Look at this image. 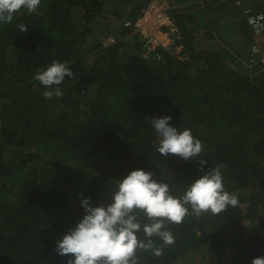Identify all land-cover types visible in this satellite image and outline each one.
I'll use <instances>...</instances> for the list:
<instances>
[{
    "label": "trees",
    "instance_id": "obj_1",
    "mask_svg": "<svg viewBox=\"0 0 264 264\" xmlns=\"http://www.w3.org/2000/svg\"><path fill=\"white\" fill-rule=\"evenodd\" d=\"M149 1L41 0L38 14L21 9L11 23H0V264H68L69 256L56 251L57 241L85 215L82 199L106 207L120 180L134 170L154 173L179 198L217 166L225 190L244 191L237 195L239 204L199 217L188 206L190 214L182 223L165 221L174 243L164 245L152 237L163 254L138 249L139 264H180L190 252L214 256L219 264L230 235L238 240L232 263L252 264L264 257V219L244 242L245 220L255 218L264 202V65L235 68L233 61L240 56L217 46L198 47L195 32L210 22L204 8L215 7L210 3L217 0H173L183 7L175 14L183 34L180 55L161 49L153 53L160 60H146L132 52L140 51L141 42L124 26V39L114 33L119 41L109 47L113 58L127 54L125 63L103 54L88 71L82 64L88 57L76 55H98L103 39L97 51L83 44L89 46L105 9L125 24L140 18ZM255 1L264 8L263 0ZM221 3L239 27L247 26L237 0ZM226 14L218 12L214 24ZM21 24L27 32L20 31ZM206 34L212 37V30ZM53 61L66 63L74 77L63 81L62 97L46 99L42 93L47 89L34 77ZM92 92L86 120L81 97ZM165 116L172 117L169 123L178 131L190 129L201 140V156L184 160L159 154L151 121ZM201 159L206 161L203 171ZM107 165L111 168L102 173ZM136 214L142 224L148 222L143 211ZM137 235L148 239L142 230Z\"/></svg>",
    "mask_w": 264,
    "mask_h": 264
},
{
    "label": "clouds",
    "instance_id": "obj_2",
    "mask_svg": "<svg viewBox=\"0 0 264 264\" xmlns=\"http://www.w3.org/2000/svg\"><path fill=\"white\" fill-rule=\"evenodd\" d=\"M40 4L41 0H0V23H11L21 9L38 14ZM19 27L22 33L29 29L24 24ZM66 77H74L67 64L53 61L46 70L37 71L34 78L47 89L42 95L51 99L63 96L59 86ZM171 119L165 116L151 121L159 138V154L165 157L174 154L184 160L201 156V140L194 138L190 129L178 131L169 123ZM199 164L203 171L206 161L201 159ZM153 176L154 173L143 169L130 172L111 192L112 202L106 207H93L90 198H83L85 215L57 241V253L69 256L68 264H139L138 249L151 250L157 257L163 254V248L155 247L152 237H158L164 245L174 243L165 221L182 223L190 214L188 206L199 217L209 212L218 215L239 204L237 195L225 190L221 166L207 170L179 198L170 194L167 183L157 182ZM137 210L143 211L147 223L140 222ZM141 230L148 238L146 242L138 239ZM252 264H264V257L255 258Z\"/></svg>",
    "mask_w": 264,
    "mask_h": 264
},
{
    "label": "rangeland",
    "instance_id": "obj_3",
    "mask_svg": "<svg viewBox=\"0 0 264 264\" xmlns=\"http://www.w3.org/2000/svg\"><path fill=\"white\" fill-rule=\"evenodd\" d=\"M245 1V0H244ZM135 4H141L143 2V0H134ZM151 2V0L148 2V4ZM223 2V0L221 1ZM247 3L248 4H245V7L246 6H250V7H253L256 11H262L264 12V8L261 7V5L259 3H257L255 0H247ZM148 4L146 5V7L148 6ZM216 5L220 4V0H217V2L215 3ZM110 4H107L106 8L109 7ZM176 6L178 4H175ZM192 5V4H190ZM129 8L127 10H130V7H131V4L128 6ZM239 7V6H238ZM178 8H183V7H180L178 6ZM175 9L173 11V16H175V14L179 13L178 10L179 9ZM198 9V8H197ZM145 10V9H144ZM207 11L209 12V7L207 10H205V12L207 13ZM118 19V20H117ZM175 20H176V17H175ZM79 23V21H77ZM97 25L98 28H96V31L94 34H92L91 38H90V41H89V46L88 44H83L81 42V44H83V46H86V50L87 48H91L93 50L96 49V45H97V42L99 40H104V38L108 35H112L114 36H118L120 37L121 35V30H122V27L124 26V20H121L117 17L114 16V13L112 11V9L108 10V9H105V11L103 12V15H102V18L98 19L97 21ZM77 23V24H78ZM125 27V26H124ZM115 33V34H114ZM121 37H123L121 35ZM119 38V39H124V38ZM199 46L198 47H202L204 49H214L212 46H201V42L200 40H195ZM80 42V41H79ZM103 47L100 48L99 47V50L96 49L95 51L98 50V55H96L95 53H92L89 52L87 53L86 55H81L80 53H78L76 51V55L79 56L80 58L79 59H82V58H86V60H82V64H84V68L87 69L88 71H90L91 69H93L94 65L101 60V55L105 54L106 55V59L107 60H116L114 62L116 63H121V62H126V60L128 59V55L123 53L121 54H117L115 58H113V54L114 52H112V50H110V47H107L105 46L103 43H102ZM142 46V47H141ZM141 46L139 47L140 48V51L138 48H135L132 52L133 53H136V54H140L141 56H143L146 60L148 61H153V60H160V57L158 56L159 54H153V53H148L146 52V50L144 49L142 43H141ZM112 47V46H111ZM126 52V49L124 50ZM181 54V53H180ZM179 54V55H180ZM99 56V57H98ZM157 56V58H156ZM78 59V60H79ZM242 65L246 66L247 69H253V66L251 67V61L249 59V62L246 63L245 61V57H243V60H242ZM235 68H239L238 65L234 66ZM241 67V66H240ZM248 72V70H247ZM65 83L62 82V84L59 86L62 90V92L65 91ZM69 86V85H68ZM74 86L73 84L69 87H72ZM93 92L91 93V95L89 96H83L81 97L82 100H81V103H82V111L85 112V115L83 116L84 119L88 120L91 116L90 114H88L91 110V107H92V103H93ZM47 159V158H46ZM45 159V160H46ZM111 166H105L102 173L104 172H107L108 169H110ZM244 191H241V190H237L235 192H233V194L235 195H240L242 194ZM248 206L249 205H243V211L245 213H247V210H248ZM255 218L253 219H250V218H247L245 221V224H246V227H245V239H244V242H247L249 240V237H252L254 235V232L256 231L255 229V224L257 222H259L260 220L264 219V202L262 203V205L258 208L256 214L254 215ZM237 238L234 236H228L226 238V244H227V247H226V250H225V254H224V261H222L221 263L219 264H237L236 262L232 263V261H235V257H236V254H237V249L236 247V242H237ZM245 244V243H244ZM217 258L214 257V256H209V257H199L197 256L194 252H190V254L188 256H186L184 259H182V261L180 262V264H217L218 261L216 260Z\"/></svg>",
    "mask_w": 264,
    "mask_h": 264
},
{
    "label": "built area",
    "instance_id": "obj_4",
    "mask_svg": "<svg viewBox=\"0 0 264 264\" xmlns=\"http://www.w3.org/2000/svg\"><path fill=\"white\" fill-rule=\"evenodd\" d=\"M237 6L243 7L246 24L254 34L256 41L252 46L251 64L264 65V12L244 5L237 0ZM172 5L168 1L152 0L143 14L135 22L126 21L125 28L130 29V36L137 38L148 53L167 50L179 55L184 46L178 44L179 29L172 17ZM119 39L108 35L102 41L107 47L115 45Z\"/></svg>",
    "mask_w": 264,
    "mask_h": 264
},
{
    "label": "crops",
    "instance_id": "obj_5",
    "mask_svg": "<svg viewBox=\"0 0 264 264\" xmlns=\"http://www.w3.org/2000/svg\"><path fill=\"white\" fill-rule=\"evenodd\" d=\"M164 1H168L172 5L173 8L171 10V14L173 19L175 20V16H173L174 14L173 11L178 8V6L175 5L176 2H173V0H164ZM192 2L193 1L191 0L190 1L187 0L185 4ZM216 2L217 1H212L210 4H215ZM245 2L246 4H248L247 0H245ZM241 9L239 8L238 10L241 11ZM204 10H207L206 7L204 8ZM209 10L210 11L209 12L207 11L206 13L207 15L206 18H208L210 22L209 24L208 23L206 24L207 26L204 25L203 27L201 25L198 31L195 32V40H200L201 46H212V47L217 46L218 48H220L221 51H223V53L226 54L232 53L235 54V56H240L239 58L236 57V60L233 61L234 66L236 65H238L239 67L242 66L243 57H245L246 59L245 61L249 62V59L252 57L251 55L252 46L255 43L256 38L254 34L251 32V29L248 27V25L239 27L238 23L233 19V17L230 16L231 14L230 15L226 14L228 10L224 8L223 3L221 2L215 7H211V8L209 7ZM218 12H221V14L225 13L226 15L220 17L221 19L219 20L217 25H215L214 24L215 19L213 18L218 16ZM241 14L243 15V9L241 11ZM209 29L212 30V37L206 34ZM248 39H250L251 41L250 44L248 42ZM178 44L184 46L183 34L180 29H179ZM196 44L198 43L196 42Z\"/></svg>",
    "mask_w": 264,
    "mask_h": 264
},
{
    "label": "water",
    "instance_id": "obj_6",
    "mask_svg": "<svg viewBox=\"0 0 264 264\" xmlns=\"http://www.w3.org/2000/svg\"><path fill=\"white\" fill-rule=\"evenodd\" d=\"M264 1V0H263Z\"/></svg>",
    "mask_w": 264,
    "mask_h": 264
}]
</instances>
